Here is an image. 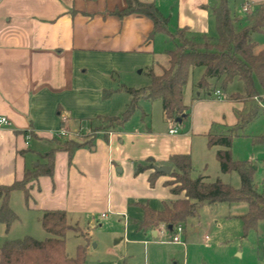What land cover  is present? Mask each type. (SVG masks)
I'll return each instance as SVG.
<instances>
[{"label":"crops","instance_id":"0c3cea01","mask_svg":"<svg viewBox=\"0 0 264 264\" xmlns=\"http://www.w3.org/2000/svg\"><path fill=\"white\" fill-rule=\"evenodd\" d=\"M139 1L155 4L169 19L171 33L187 29L190 37H210L216 28L212 9L219 0H172L169 16L158 5L161 0ZM229 1L238 15L245 13L244 7L264 5V0ZM127 7V0H0V118L9 122L0 127V186L22 181L27 171L45 163L42 157L59 148L55 139L85 145L72 160L56 151L53 177L33 182L28 201L23 195V209L34 216L39 232L44 211H65L70 224L92 220L95 226L106 215L123 218L126 225L129 219L137 232L158 238L159 231H139L141 206L160 211L177 198L165 186L169 176L160 177L152 188L153 170L137 175V168L153 160L155 167L173 171L170 159L176 155L190 156L194 165L195 140L208 147L214 125L235 126V112L244 108L241 101L198 94L186 118L168 122L163 112L161 129L129 128L131 120L123 127L105 128L104 118L122 117L132 102L124 88L150 86L158 38L165 36L149 40L153 22L139 15L119 17ZM155 103L162 104L139 100L136 112L142 121ZM172 129L178 133L171 135ZM60 131L68 136L57 137ZM10 207L16 213L11 201ZM14 231V225L7 230L0 222V249L14 239Z\"/></svg>","mask_w":264,"mask_h":264},{"label":"trees","instance_id":"16d2710c","mask_svg":"<svg viewBox=\"0 0 264 264\" xmlns=\"http://www.w3.org/2000/svg\"><path fill=\"white\" fill-rule=\"evenodd\" d=\"M128 7L117 15L121 18L139 15L149 18L154 31L149 40L156 35L167 36L174 44L168 50V66L161 75L149 73L151 84L141 90L124 88L132 97V102L120 118H104L105 128L113 129L125 126L139 109V100L150 103L161 101L165 119L178 122L186 118L188 107L185 105V89L196 68H203L204 74L197 87L209 91L213 80H222L223 88H227L238 80L244 84L243 94H232L229 100L244 103L242 112L238 113L237 124L228 127L226 133L211 132L207 135L208 147H217L216 159L224 175L238 174L241 187L233 188L221 180L210 181L209 177H192L193 165L190 156L176 155L170 163L174 170L169 175L170 181L165 183L177 199L163 210L156 211L149 206H141L144 217L137 222L139 231L149 232L165 227L174 233V228L183 227L189 219L197 215L198 208L203 204L220 205L245 203L247 213L242 217L246 233L257 230L259 223L264 221V195L259 193L255 184L256 169L250 161H238L233 157L236 130L258 120L264 114V48L260 47L258 37H264V5L260 7H244L243 15L235 14L229 0H219L213 7L217 37L202 36L193 38L187 29H179L175 33L169 31V19L162 16L155 4H144L139 0H127ZM55 139L59 148L50 151L42 158L45 163L39 164L32 171H27L20 182L11 186H0V222L9 230L18 220V216L10 207V199L14 192H21L26 201L30 198L29 184L41 177H53L55 170V153L64 151L70 160L84 144L74 141L62 143ZM255 144L264 145V136L256 137ZM147 166H139L137 175L149 170V184L153 188L157 180L164 176L155 170L153 160ZM41 227L49 237L38 241L32 237L6 241L0 249V264H86L87 250L85 246L77 249L75 258L67 252L66 236L75 230L65 211H44ZM170 227L173 229L170 230Z\"/></svg>","mask_w":264,"mask_h":264},{"label":"rangeland","instance_id":"374dc122","mask_svg":"<svg viewBox=\"0 0 264 264\" xmlns=\"http://www.w3.org/2000/svg\"><path fill=\"white\" fill-rule=\"evenodd\" d=\"M158 5L164 14L167 13L169 16L174 3L172 0H161ZM210 37H217L215 26ZM158 39L161 40L157 44L160 46L155 71L157 75L162 71L161 66H165L168 61L166 51L173 48L168 37L161 36ZM257 39L260 47L264 48V37ZM203 74V68L194 69L185 89L188 113L192 111L191 104L194 100L201 96L205 98L210 94L214 98L215 94L220 92L222 99L227 101L232 94L244 93V84L238 80L227 88H223L222 80H213L210 90L202 91L197 87V83ZM198 94L201 96L198 97ZM123 95L128 96L125 92ZM141 105L145 107L144 104ZM148 107L149 117L142 121L141 113L136 112L128 124L129 128L164 127L162 104L155 103ZM126 110L127 107L124 112ZM237 116L238 112H235V117ZM227 129L228 127L214 125L213 132L222 134L226 133ZM235 134L241 137L234 138L233 157L238 161L253 163L256 169V187L259 193L264 195V145L254 142L256 137L264 136V114L243 129L236 130ZM217 151V147L208 148L199 140H195L192 177L197 179L205 176L212 182L219 179L239 189L241 181L238 174L221 173L215 157ZM22 199L23 194L20 192L13 194L10 199L18 214V220L13 224L15 230L12 235L13 240L23 239L26 236L38 241L46 240L49 235L42 228L39 232L34 216H29L24 211ZM158 208H161L160 205ZM247 211L248 205L245 203L216 206L203 204L198 208L197 215L189 219L184 226L185 234L181 236L184 246L173 243L174 233L164 229L155 230L159 231L158 238H154L152 234L137 232L129 219L127 225L123 218L111 216L96 219L95 226L91 225L92 220H82L78 224L71 222L75 230L69 231L66 236L67 252L70 258H75L78 247H87L86 264H264V221L259 223L257 230L246 233L242 217ZM131 216L134 215L130 214ZM119 240L121 241L117 242Z\"/></svg>","mask_w":264,"mask_h":264},{"label":"built area","instance_id":"2783aa9c","mask_svg":"<svg viewBox=\"0 0 264 264\" xmlns=\"http://www.w3.org/2000/svg\"><path fill=\"white\" fill-rule=\"evenodd\" d=\"M244 11L246 12L247 8H245ZM216 96H217L218 99H220L221 98V93L217 92ZM8 125H9V122H8V120L6 118H0V127H4V126H8ZM177 133H178L177 129L170 130V134L171 135H175ZM66 136H68V134L65 131H60L57 134V137H59V138L66 137ZM103 218H106V215H103ZM163 229L166 230L165 227H163ZM173 230H174V237H173V240H172L173 243L182 244L181 236L184 233V227L182 225H179L176 228H174Z\"/></svg>","mask_w":264,"mask_h":264},{"label":"water","instance_id":"95a60500","mask_svg":"<svg viewBox=\"0 0 264 264\" xmlns=\"http://www.w3.org/2000/svg\"><path fill=\"white\" fill-rule=\"evenodd\" d=\"M155 170L156 172L158 173H161V174H164V175H167L169 176L172 172V167H169V166H163V167H155ZM173 228L170 227V230H172ZM121 240L117 241V242H120Z\"/></svg>","mask_w":264,"mask_h":264}]
</instances>
